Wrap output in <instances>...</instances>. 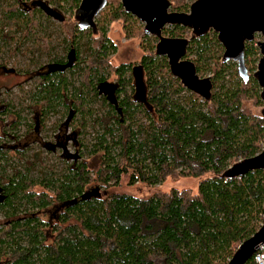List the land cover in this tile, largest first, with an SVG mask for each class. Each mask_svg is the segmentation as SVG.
Returning <instances> with one entry per match:
<instances>
[{"label": "trees", "instance_id": "trees-1", "mask_svg": "<svg viewBox=\"0 0 264 264\" xmlns=\"http://www.w3.org/2000/svg\"><path fill=\"white\" fill-rule=\"evenodd\" d=\"M169 1L172 12L187 13L196 0ZM79 4L0 0V56L4 48L9 56L28 53L21 74L38 72L33 88L20 89L29 105L13 112L3 99L0 110L1 117H14L4 125L11 134L0 137V264H227L264 217V171L222 177L264 145V104L252 78L258 49L245 45V84L233 63L222 62L216 34L192 38L181 27L164 29V37L192 38L183 59L200 78L208 75L212 92L203 98L171 74L167 59L156 54V39L143 34L120 0H108L95 35L78 28ZM54 21L63 35L61 56L47 32ZM113 25L124 40H138L142 56L136 64L113 66ZM0 69H11L8 61L0 60ZM102 83L115 85L114 99L99 95ZM96 102L104 110L100 117L90 107ZM32 107L38 109L39 135L52 115L61 121L53 125L51 141L25 149L21 144L35 123ZM88 126L98 130L86 144L80 137ZM67 142L74 153L66 152ZM35 145L58 150L63 170L44 165L39 151L28 156ZM182 178L199 180L197 191L172 189L147 199L117 191L123 180L156 187Z\"/></svg>", "mask_w": 264, "mask_h": 264}, {"label": "water", "instance_id": "water-1", "mask_svg": "<svg viewBox=\"0 0 264 264\" xmlns=\"http://www.w3.org/2000/svg\"><path fill=\"white\" fill-rule=\"evenodd\" d=\"M120 3L124 12L143 26V34L156 39V54L167 59L171 74L189 91L203 98L210 97L212 83L209 78H200L194 65L183 59L191 40L164 37V29L181 27L197 38L209 32L216 34L223 48L222 62L235 63L237 75L245 84L250 79L245 64V45L260 36L261 41L257 43L260 58L252 78L258 84L264 104V0H196L187 13L172 12L169 0H120ZM107 4L108 0H80L74 13L78 28L97 34L95 21ZM98 92L112 96L111 84H100ZM261 115L264 118V108ZM254 171H264V145L260 153L232 165L222 177L233 180ZM262 245L264 217L259 230L236 249L227 264H247Z\"/></svg>", "mask_w": 264, "mask_h": 264}, {"label": "rangeland", "instance_id": "rangeland-1", "mask_svg": "<svg viewBox=\"0 0 264 264\" xmlns=\"http://www.w3.org/2000/svg\"><path fill=\"white\" fill-rule=\"evenodd\" d=\"M57 23L58 22L54 21V24L49 25L48 27H50V28L47 30V32L52 37L50 39V44L55 49L54 52L56 54H58L59 56H61L63 54V46L59 45L60 44L59 42L61 41V38L63 37V35L62 34L60 35V32L58 31ZM109 34H110V37L112 38V40L117 45V51L112 56L113 66L117 67L123 63L133 64V65L136 64L137 61L142 56V53H141L140 49L138 48V40H133V41L124 40V38L122 37V35L119 31L118 25H113L112 27H110L109 28ZM260 41H261V37L256 36L255 40L253 41L255 48L258 49L257 43ZM25 46H26V48L30 49L31 42L30 43L26 42ZM258 51H259V49H258ZM3 52H5V53L1 54L0 60L1 61H8V67L16 70L19 74L22 73L23 68L25 70V65H28L30 57H31L30 54H28V53L26 55H23V56H9L12 53L9 52L8 48H4ZM81 55L83 56V54H81ZM36 56H37V54H36ZM39 58H40V61L45 63V57L44 56L42 57V59H41V57H39ZM259 58H260V54H259ZM233 64L236 66L235 63H233ZM205 75L202 77L207 78L208 75H206V76ZM110 80H113V77H111ZM74 81H76L75 85L77 86V84H78L77 82L80 81L79 75H75ZM19 83H23V82H21V80L16 79L14 77L12 78L10 76H8V77L0 76V107L2 105L3 99L7 100L6 102L10 103L13 106V108H14L12 110L13 112H19L20 110H22L23 107H26L29 105V100L27 99V97L24 100L22 99L23 93L20 89L22 88V90H24V91H29L31 88L34 87L35 83H34V81H31V82L25 83V84L20 85V86L18 85ZM90 107H93L95 109V111L97 113L96 116L100 117L104 114V110L101 109L100 103L96 102V103L92 104V106L90 105ZM254 112L258 114L259 110L257 109ZM24 114L27 115V113L26 112L24 113V111H23V113L21 115L22 118H25ZM29 114H30V112H29ZM13 118H14L13 116H9V115H7L6 117L0 116V137H2L3 134H5V132H7V134H11L9 130L4 129V125L10 124L11 121L13 120ZM60 121H61V119L59 116H53L52 115L50 117V119L48 120V122L45 123L46 128H44V130H42L40 132L39 140H42L43 142L51 141L52 140V132H53L52 127L54 124H56L57 122H60ZM97 130H98V128L92 129L90 126H88V128H87L88 134L85 136H82L80 138L82 139L84 137V140H85L84 142L86 144L90 143V142H92V140L95 136V132ZM24 133H25V128L20 127L17 134L21 137ZM31 151H35V152L39 151L40 152V158L43 161L44 165L54 166L56 168V171H58V172H61L63 170V165L61 164V162L59 160L60 153L58 152V150H55L53 152H48L44 149L41 150V147L38 148V146L35 145L32 148V150L28 151V153H27L28 156L31 155ZM66 152H69L71 154L74 153V149L69 142H67ZM38 170H39L38 172H40L41 167H38ZM10 173H11V170L8 169L7 174H10ZM37 175L39 176V174H36L34 176L37 177ZM198 185H199V180L190 179V178L189 179H183L182 178V179H177L174 181L173 180H167L164 184H162L160 186H156V187H148L144 184H137L134 186H128L127 181L123 180L121 183V186L117 189V191L119 193H122V194H125L128 196H133V197L140 198V199H147L155 193L169 192L172 189H176L178 191L189 190L190 192L195 193L197 191ZM4 221H5V219L2 218V216H0V224L4 223Z\"/></svg>", "mask_w": 264, "mask_h": 264}, {"label": "flooded vegetation", "instance_id": "flooded-vegetation-1", "mask_svg": "<svg viewBox=\"0 0 264 264\" xmlns=\"http://www.w3.org/2000/svg\"><path fill=\"white\" fill-rule=\"evenodd\" d=\"M209 33H211V32H209ZM190 34H191V31H190ZM191 36H192V34H191ZM192 38L190 40H192ZM72 57L73 56H69V60L71 61L70 66L73 65V63H72L73 58ZM37 73H36V75L33 74V75L29 76V75H24V74H17L16 71H14L12 68L6 69L5 71L0 69V76H4V77L10 76L12 78L14 77L16 79L21 80V82H23V83H19L18 84L19 86L23 85L25 83L31 82L33 80H36L37 77H35V76H38ZM111 86H112V90H113L112 96L105 95V94H99V95L107 98L108 100L114 99L116 87L114 84H111ZM0 110H2V111L5 110V107L4 106H3V108L0 107ZM37 110L38 109L36 107H32V109H31V114L33 116L35 123H34V128L32 129V133L30 135H26L24 137L23 143L21 144L25 149H27L30 145L39 144V125H38V119H37Z\"/></svg>", "mask_w": 264, "mask_h": 264}, {"label": "built area", "instance_id": "built-area-1", "mask_svg": "<svg viewBox=\"0 0 264 264\" xmlns=\"http://www.w3.org/2000/svg\"><path fill=\"white\" fill-rule=\"evenodd\" d=\"M253 258L255 264H264V245L258 248Z\"/></svg>", "mask_w": 264, "mask_h": 264}]
</instances>
